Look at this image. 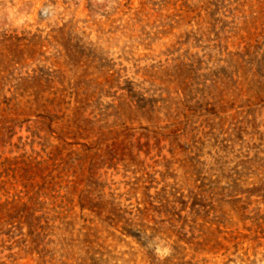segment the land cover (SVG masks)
Masks as SVG:
<instances>
[{
  "label": "rangeland",
  "instance_id": "rangeland-1",
  "mask_svg": "<svg viewBox=\"0 0 264 264\" xmlns=\"http://www.w3.org/2000/svg\"><path fill=\"white\" fill-rule=\"evenodd\" d=\"M0 264H264V0H0Z\"/></svg>",
  "mask_w": 264,
  "mask_h": 264
},
{
  "label": "clouds",
  "instance_id": "clouds-1",
  "mask_svg": "<svg viewBox=\"0 0 264 264\" xmlns=\"http://www.w3.org/2000/svg\"><path fill=\"white\" fill-rule=\"evenodd\" d=\"M159 251V250H158Z\"/></svg>",
  "mask_w": 264,
  "mask_h": 264
}]
</instances>
